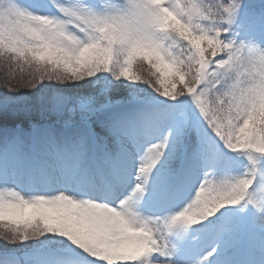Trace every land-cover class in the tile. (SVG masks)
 I'll return each mask as SVG.
<instances>
[{"label": "snow or ice", "instance_id": "6c2138e0", "mask_svg": "<svg viewBox=\"0 0 264 264\" xmlns=\"http://www.w3.org/2000/svg\"><path fill=\"white\" fill-rule=\"evenodd\" d=\"M0 264H264V0H0Z\"/></svg>", "mask_w": 264, "mask_h": 264}, {"label": "trees", "instance_id": "16d2710c", "mask_svg": "<svg viewBox=\"0 0 264 264\" xmlns=\"http://www.w3.org/2000/svg\"><path fill=\"white\" fill-rule=\"evenodd\" d=\"M3 75V73H2V71H0V76H2Z\"/></svg>", "mask_w": 264, "mask_h": 264}]
</instances>
